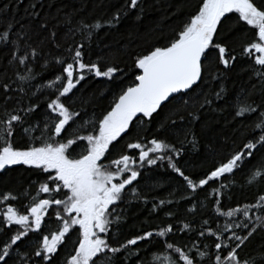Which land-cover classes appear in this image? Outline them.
I'll return each instance as SVG.
<instances>
[{"label": "snow or ice", "instance_id": "1", "mask_svg": "<svg viewBox=\"0 0 264 264\" xmlns=\"http://www.w3.org/2000/svg\"><path fill=\"white\" fill-rule=\"evenodd\" d=\"M23 2L24 0H18V3ZM43 7L42 0H34L25 11L32 10L29 14L36 26L35 34L43 37L39 41L40 46L48 43L59 49L65 48V44L68 45L65 51L69 56L57 60L62 73L66 75H57L48 85L51 88L59 82L60 87L56 88L58 95L47 103L44 128L40 136L32 137L29 147L25 149L14 147L12 137L17 127L25 133L39 128L38 124L35 127H24L29 114L36 111L38 104L27 110L21 109L23 115L14 110L7 119L0 120V125H3L0 130V171L13 165H25L47 174L45 181L39 186V192L49 194V198H41L38 201L34 199L27 207L26 214H21L11 204L3 212L0 223L8 231H13V225L19 227L7 241L0 242V264H56L59 252L67 246L73 235L76 236V240L64 264H116L122 249H128V246L139 247L140 241L151 244L154 238H166L160 243L175 253V257L165 258L168 264H201L206 257L205 264H264V244L259 245L252 254L243 259L237 251L246 246L245 242L250 241L258 229L264 232V193L258 195L256 203L245 205L243 210L237 207L221 212L223 205L218 198L219 189L213 187V184L222 177L226 180L229 175H233L241 168L246 158L251 159L257 152L264 151V98L257 103L251 99L249 93L233 101L234 117L252 118L253 130L258 129L259 135H253L243 145L242 151L233 153L226 162L205 173L203 178L186 175L177 163L173 162V156L179 157L183 149L176 148L164 139L153 138L148 141L150 146L139 141L128 143L126 145L128 150H138V159L135 154H122L118 158H112L111 154V150L120 139L131 134L130 130L136 123H150L163 106L173 105L176 108L182 106L187 109L189 101L185 97L195 92L203 82L205 64L210 61L213 52L216 53L218 65H222L225 70H230L234 66L237 60L235 50L220 36L224 22L230 18L229 14H237V23L242 21L248 27V31L253 33V41L242 47L240 55L259 66L253 71L264 81V0H200L195 12L176 33L175 38L166 46L153 47L147 54L136 58L134 64L139 74L135 75L131 86L120 88L110 110L95 121H90V130L88 126L81 124L80 128L84 129L85 134H80L77 130L70 138L66 126L70 127L73 116H79V113L70 112L61 101V97H67L72 93L73 89L86 79L85 73L115 82L116 74L122 72L118 66H107L106 70H102L96 63H86L85 44L75 40L76 33H81L86 40L91 41L101 28L118 24L130 11H136L137 19H142L147 10V0H125V4L105 23L99 20L89 23L83 18L76 20L75 15L80 13L75 8L72 12H64L62 19L59 13L63 9H59L57 16L52 18L55 20L53 23L37 10ZM23 27L21 25V29ZM14 28L15 25H10L0 31V46L16 44L11 38ZM62 28L64 32L61 35ZM31 30L30 25L29 31H24L23 36L31 39L29 36ZM22 38L20 33H17V39ZM38 55L40 52L32 49L23 56H17L14 52L12 59L26 65L30 58L35 60ZM28 78L20 76V80ZM3 91L6 99H10L7 96L10 91L7 83L3 85ZM223 91L221 88L215 93V97L222 99ZM261 92L264 95V85ZM174 101L177 103L173 104ZM212 103V99L205 96L199 108L211 106ZM188 115L191 117L190 122L201 118L198 111H190ZM180 119L183 120L184 117L181 116ZM171 123L175 124L176 121L172 120ZM188 135H192V143L195 146V134L185 133L186 139ZM37 143L39 146H36ZM74 146L81 148L75 156ZM165 158L169 167L182 178L186 188L192 193H197L199 189L206 193L205 198L208 195L217 196L210 203L216 205L215 211L218 215L232 217L242 211L247 222H233L232 226L226 224L222 230L232 231V236L228 237V240L233 241L234 246L226 243L221 236H217L215 231L207 229L206 226L209 224L207 219L203 221V226L198 230L195 239L215 237L211 245H204L205 248H214L213 253L200 251L198 244L181 247L168 242L175 234L174 225L171 223L155 232L147 231L129 239L120 246L111 243L112 227L118 225L120 220L117 208L124 202L126 190L135 193L136 190L130 189L129 186L141 175L139 169L145 164L156 165L158 160L163 161ZM249 184L264 188V166L251 175ZM206 186L213 188L212 193H207ZM224 187L226 185L221 182L220 188ZM2 199L7 202L16 197L5 194ZM188 199L191 201L192 197ZM160 204L163 205L164 201ZM252 208L258 209L261 213L255 217V221L249 216ZM190 211H196L195 205ZM52 215L58 227L55 231L45 234L42 225L47 223L45 217L51 219ZM191 223L193 222L184 223L183 228L176 231L190 230ZM249 223L253 226L246 235L240 236L233 231V227L249 228ZM29 233H36L40 237L31 253L20 247L26 238H29ZM13 253L19 259H15ZM137 256L139 257V253Z\"/></svg>", "mask_w": 264, "mask_h": 264}, {"label": "trees", "instance_id": "2", "mask_svg": "<svg viewBox=\"0 0 264 264\" xmlns=\"http://www.w3.org/2000/svg\"><path fill=\"white\" fill-rule=\"evenodd\" d=\"M32 2L34 0H24L23 3H18V0H0V31L15 25L11 38L16 41L15 45L0 46V120L7 119L14 110L23 115L24 112L20 111L21 109L27 110L29 107L39 105L34 113L29 114L27 123L24 125V127H35L38 124L39 128L30 133H25L19 127L16 128L12 143L19 149L29 147L32 137L41 135L48 111L46 105L51 99L56 98L58 95L56 88L60 87L59 82L51 88L48 85L57 75H66L62 73L61 65L57 63V60L69 56V53L65 51L67 44L65 48L59 49L48 43L39 45L43 37L35 34L36 26L32 23V17L29 14L32 10L25 11ZM42 2L44 7L37 10L41 11L46 19L52 20L57 16L58 10L63 9L59 13L62 19L64 12H72L75 8L80 13L74 14L75 19L83 18L89 23L94 20L105 23L111 19L117 9L125 4V0H42ZM199 2L200 0H147V10L142 19H137L136 11H130L118 24L101 28L91 41L86 40L81 33H76L75 40L85 44L84 61L86 63H96L102 70H106L107 66H118L122 72L116 74L115 82L105 77H95L94 74L85 73L86 79L81 81L67 97H61V101L70 112L79 113V116H73L70 127L66 126L69 138L77 130L80 134H85L84 129L80 128L81 124H85L90 130L89 122L95 121L110 110L120 88L131 86L135 75L139 74L134 64L136 58L147 54L153 47L166 46L189 20ZM49 4L52 6L48 7ZM229 16L230 18L224 22L220 36L221 39H226L228 45L235 50L237 60L234 66L230 70H225L222 65H218L216 53L213 52L210 61L205 64L203 82L195 92L185 97L189 101L188 108L163 106L150 123H136L130 130L131 134L124 135L111 150L112 158H118L122 154H135L138 159V150H128L126 148L128 143L139 141L150 146L148 141L151 139H164L176 148L183 149L179 157L173 156V162L177 163L186 175L192 178H203L205 173L214 170L220 163L226 162L233 153L242 151L243 145L253 135H259L258 129L253 130L252 118L234 117L233 101L239 96H247L251 93V99L259 103L264 98L261 92L264 81L254 74L253 69L259 66L240 55L242 47L253 41V33L248 31V27L242 21L237 23V14H229ZM52 22L55 23V20ZM21 25L24 26L23 29ZM30 25L31 39L23 36L24 31H29ZM63 32L62 28L61 35ZM17 33H20L23 38L17 39ZM32 49H37L40 55L35 60L30 58L26 65H21L12 59L14 52L17 56H23L30 53ZM20 76L29 78L20 80ZM33 76L35 78H32ZM5 83L10 88L7 93L10 99H6L3 91ZM221 88L224 90L223 98L217 99L215 93ZM205 96L212 99L213 103L211 106L205 105L204 108H199ZM176 103L177 101L173 102V104ZM190 111H198L200 120L190 122L191 117L188 115ZM181 116L184 117L183 120L180 119ZM172 120L176 123L172 124ZM2 128L3 125H0V130ZM188 132L195 134V146L192 143V135L185 138V133ZM36 146L39 144L37 143ZM74 147L73 155L75 156L81 148ZM261 166H264V151L257 152L251 159L246 158L241 168L237 169L233 175H229L228 179L225 180L222 177L220 181L213 184L214 188L219 189L218 198L223 205L221 212L237 207L243 210L245 205L256 203L258 195L264 193V188L259 185H250L249 180ZM139 171L141 175L137 181L133 182V185L129 186L130 189L136 190L135 193L126 190L124 202L117 208L120 220L111 230V243L114 246L125 244L127 240L147 231L155 232L171 223L174 225L175 234L168 242L181 247L198 244L200 251L213 253L214 248H205L204 245H211L215 237L195 239L206 219L209 220L207 229L215 231L217 236H221L226 243L234 246V242L228 240V237L232 236V231L222 230L226 224L232 226L233 222L245 221L242 211L232 217L218 215L215 211L216 205L210 203L217 196L208 195L205 198L206 193L199 189L197 193H192L186 188L182 178L169 167L167 158L163 161L158 160L156 165L145 164ZM46 175L25 165H13L0 171V221L9 204L21 214H26L27 207L33 203L34 199L37 201L42 197L49 198V194L39 192V186L45 181ZM221 182L226 187L220 188ZM206 188L207 193H212V187L206 186ZM5 194H11L16 199L5 202L2 199ZM190 196L191 201L188 199ZM161 201H164L163 205L160 204ZM194 205L196 211H190ZM121 209H123L122 212ZM49 212L51 213V209ZM257 215H261L260 211L252 208L249 212L252 221H255ZM45 220L47 223L42 225L45 234L57 229L58 224L55 222L54 215L51 219L45 217ZM188 222H193L190 230L176 231V229H182L183 224ZM252 226L253 224L249 223V228L233 227V231L244 236ZM18 227L13 225V231L10 232L0 223V242L7 241ZM39 238L38 234L29 233V238L21 244V249L31 253L37 246ZM164 239L166 238H154L151 244L140 241L139 247L128 246V249H122L116 264H161L162 261L163 264H168L165 258L175 257V253L163 247L160 241ZM75 240L76 236L73 235L67 246L59 252L56 264H64ZM245 244L242 250H237L242 259L252 254L259 245L264 244V232L258 229ZM184 250L187 251V248ZM13 256L19 259L15 253ZM205 261H201V264H205Z\"/></svg>", "mask_w": 264, "mask_h": 264}, {"label": "flooded vegetation", "instance_id": "3", "mask_svg": "<svg viewBox=\"0 0 264 264\" xmlns=\"http://www.w3.org/2000/svg\"><path fill=\"white\" fill-rule=\"evenodd\" d=\"M42 198H48V197H42ZM40 199H41V198H40ZM38 200H39V199H38ZM38 200H37V201H38Z\"/></svg>", "mask_w": 264, "mask_h": 264}]
</instances>
